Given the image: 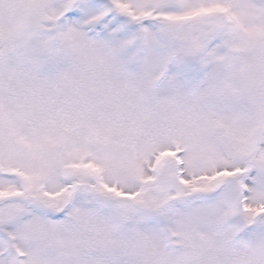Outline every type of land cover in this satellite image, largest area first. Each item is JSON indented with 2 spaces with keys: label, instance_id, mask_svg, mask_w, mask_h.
<instances>
[{
  "label": "snow or ice",
  "instance_id": "1",
  "mask_svg": "<svg viewBox=\"0 0 264 264\" xmlns=\"http://www.w3.org/2000/svg\"><path fill=\"white\" fill-rule=\"evenodd\" d=\"M0 264H264V0H0Z\"/></svg>",
  "mask_w": 264,
  "mask_h": 264
}]
</instances>
